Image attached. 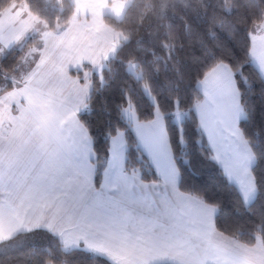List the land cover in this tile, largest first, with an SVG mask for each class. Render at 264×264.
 Listing matches in <instances>:
<instances>
[{
	"label": "crops",
	"instance_id": "crops-1",
	"mask_svg": "<svg viewBox=\"0 0 264 264\" xmlns=\"http://www.w3.org/2000/svg\"><path fill=\"white\" fill-rule=\"evenodd\" d=\"M72 1L76 12L70 23L46 31L45 44L35 38L32 64L13 90L0 94V243L44 230L66 249L85 248L114 264H264L262 239L249 246L223 234L215 223L217 208L179 190L180 171L162 116L130 120L157 179L142 181L126 171V135L120 131L110 141L96 187L93 141L79 117L86 111L91 75L123 40L104 16L121 20L133 0ZM30 14L22 5L1 12L0 33L13 24L26 37L39 20ZM250 57L264 78V25L252 33ZM198 89V127L248 205L257 194L255 157L240 128L245 114L234 73L219 64ZM180 116L184 113H174Z\"/></svg>",
	"mask_w": 264,
	"mask_h": 264
},
{
	"label": "trees",
	"instance_id": "trees-1",
	"mask_svg": "<svg viewBox=\"0 0 264 264\" xmlns=\"http://www.w3.org/2000/svg\"><path fill=\"white\" fill-rule=\"evenodd\" d=\"M16 5L53 31L66 27L76 12L72 0H0V13ZM104 22L123 40L91 75L86 111L79 117L93 141L96 187L108 164L110 141L120 131L126 135V171L142 181L157 179L123 114L130 105L139 123L165 120L179 190L216 207V227L223 234L249 246L260 236L264 244V78L250 57L252 33L264 25V0H133L121 20L104 16ZM27 49L10 50L0 61V94L13 90L16 82L8 75ZM219 64L234 73L245 114L240 128L255 157L257 194L248 205L213 159L194 112L202 99L198 84ZM177 111L189 113L180 125L174 122ZM0 264L114 263L85 248L66 250L57 236L36 230L0 243Z\"/></svg>",
	"mask_w": 264,
	"mask_h": 264
},
{
	"label": "rangeland",
	"instance_id": "rangeland-1",
	"mask_svg": "<svg viewBox=\"0 0 264 264\" xmlns=\"http://www.w3.org/2000/svg\"><path fill=\"white\" fill-rule=\"evenodd\" d=\"M22 7H24V6L22 5ZM28 12H29V10H28ZM30 15H32V14H30ZM36 23L37 24L34 27H32L33 32L28 34L26 37H23V38H22L23 33L21 34L20 30L16 31V30L11 29L13 24L9 25L7 27V29H5V31L2 34L0 33V61L4 58V56H6L7 50H8V52L10 50H14V49L21 50L25 46H28V49L30 48L22 56L20 62L18 63L17 70L13 74L8 75L9 78H13L16 81L18 80L20 74H22L26 70V68H28L32 64L31 62H33V60L35 59L34 54L37 53V49L33 48V44L35 45V41H34L35 38H38L37 42H39V44L42 41H43V44H45V42L50 37L46 31H50L52 33L55 32V31L50 30V29L43 31L41 28L44 27L45 24L41 20L40 21L38 20V22H36ZM38 24H40L42 27H39V26L37 27ZM124 41H126L125 37H124ZM113 56L114 55H112V57ZM130 69L133 70L134 65H130ZM6 82H8V80ZM146 92L149 94V91L147 89H146ZM123 114H124L125 119L127 121L132 120V118L135 117V115H136L134 110L131 108L130 105H128L127 107L124 108ZM184 118H185L184 116H180L177 119L174 117V122L179 124L182 121H184ZM258 239L261 240V237L258 236L257 240ZM65 248H66V246H65ZM66 250H69V249H66Z\"/></svg>",
	"mask_w": 264,
	"mask_h": 264
},
{
	"label": "water",
	"instance_id": "water-1",
	"mask_svg": "<svg viewBox=\"0 0 264 264\" xmlns=\"http://www.w3.org/2000/svg\"><path fill=\"white\" fill-rule=\"evenodd\" d=\"M184 115H185L186 117H188V116H189V113H185Z\"/></svg>",
	"mask_w": 264,
	"mask_h": 264
}]
</instances>
